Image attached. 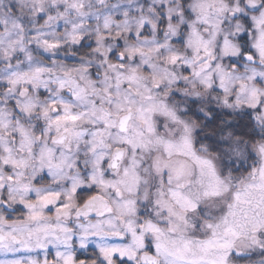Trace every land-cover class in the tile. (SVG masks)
Wrapping results in <instances>:
<instances>
[{
    "label": "snow or ice",
    "instance_id": "1",
    "mask_svg": "<svg viewBox=\"0 0 264 264\" xmlns=\"http://www.w3.org/2000/svg\"><path fill=\"white\" fill-rule=\"evenodd\" d=\"M0 264H264V0H0Z\"/></svg>",
    "mask_w": 264,
    "mask_h": 264
}]
</instances>
